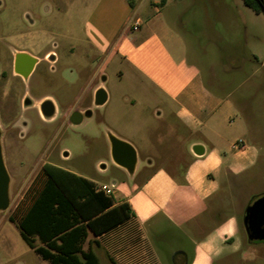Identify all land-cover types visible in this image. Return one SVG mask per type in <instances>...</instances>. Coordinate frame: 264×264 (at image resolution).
Returning a JSON list of instances; mask_svg holds the SVG:
<instances>
[{
    "label": "crops",
    "instance_id": "1",
    "mask_svg": "<svg viewBox=\"0 0 264 264\" xmlns=\"http://www.w3.org/2000/svg\"><path fill=\"white\" fill-rule=\"evenodd\" d=\"M128 4L131 11L125 20H137L139 27L122 31L114 50L137 74L135 84L153 100L151 117L165 135L150 147L131 140L120 126L136 109V98L106 93L105 102L96 105L94 94L104 89L101 83L89 104L78 108L82 118L90 117L113 102L105 114L110 135L129 143L136 155L132 172L112 161L114 178L109 182L63 169L86 180L79 183L83 186L79 201L91 191L102 192L112 206L125 203L129 208V217L106 231H88L83 249L90 248L101 260H108V255L116 264H163L161 243L173 231L193 246V252L190 259L179 247L169 251L172 264L177 257L183 264H211L239 248L238 227L234 216L209 224L206 215L224 192L223 184L235 183L254 170L264 141L253 99L247 96L243 101L247 113L237 114L242 104L233 97L243 90L257 95L263 88L264 11L255 13L238 3L254 18L249 34L243 16L233 17L228 3L161 0L157 9L146 0ZM33 57L51 64L56 60L52 51ZM111 185V194L102 190Z\"/></svg>",
    "mask_w": 264,
    "mask_h": 264
},
{
    "label": "rangeland",
    "instance_id": "2",
    "mask_svg": "<svg viewBox=\"0 0 264 264\" xmlns=\"http://www.w3.org/2000/svg\"><path fill=\"white\" fill-rule=\"evenodd\" d=\"M130 1L140 0H0V145L10 179L9 205L0 211V264H49L27 247L16 225L8 220L44 163L98 183L114 178L108 144L112 133L108 130L110 120L105 116L113 102L90 117L83 116L78 124L67 119L68 111L89 104L99 83L107 94L136 98V109L120 126L131 140L150 147L165 135L159 133L158 123L151 117L153 100L135 84L137 74L114 50L119 34L129 33L132 19L125 18L131 11ZM165 3H228L233 17L243 16L249 34L255 28L254 18L238 4L243 3L241 0H165ZM251 44L248 37V47ZM48 51L56 56L53 64L37 61L27 78L12 75L11 57L15 52L41 58ZM262 87L257 95L243 90L244 94L237 91L233 97L242 104L237 114L247 113L249 108L243 102L247 96L253 99V111L259 115V124L264 129V80ZM47 97L59 107L52 122L40 111ZM259 151L254 170L235 183L223 184L224 192L213 200L214 209L206 215L209 224L234 216L238 227L239 248L211 264H264V241H249L242 222L245 209L264 195V141ZM176 236L168 231L161 243L163 264H172L169 251L178 247L191 259L193 246ZM99 260L100 264H111L100 257ZM174 263L183 261L177 257Z\"/></svg>",
    "mask_w": 264,
    "mask_h": 264
},
{
    "label": "trees",
    "instance_id": "3",
    "mask_svg": "<svg viewBox=\"0 0 264 264\" xmlns=\"http://www.w3.org/2000/svg\"><path fill=\"white\" fill-rule=\"evenodd\" d=\"M242 1L255 13L264 11V0ZM80 182L87 183L44 164L8 217L27 247L49 264H100L90 248L83 249L88 231L104 232L129 217L127 204L112 206L102 192L91 191L87 199L79 201ZM91 242L99 247L98 241Z\"/></svg>",
    "mask_w": 264,
    "mask_h": 264
},
{
    "label": "water",
    "instance_id": "4",
    "mask_svg": "<svg viewBox=\"0 0 264 264\" xmlns=\"http://www.w3.org/2000/svg\"><path fill=\"white\" fill-rule=\"evenodd\" d=\"M35 63L36 59L29 54L24 52L16 53L14 57V71L23 78H27L31 74ZM105 100L106 92L104 89H97L94 94V103L101 105ZM49 104L50 102L46 100L41 106V112L45 116L52 115L49 109L44 108L45 105ZM85 115L89 116L90 111H86ZM81 118L82 115L80 113L74 112L70 116V121L73 124H78ZM108 141L112 161L128 172H132L136 162L134 148L129 143L119 140L113 135L108 136ZM9 180V175L3 163L0 145V211L7 209L9 205ZM242 222L246 238L249 241H264V195L256 199L245 209Z\"/></svg>",
    "mask_w": 264,
    "mask_h": 264
},
{
    "label": "flooded vegetation",
    "instance_id": "5",
    "mask_svg": "<svg viewBox=\"0 0 264 264\" xmlns=\"http://www.w3.org/2000/svg\"><path fill=\"white\" fill-rule=\"evenodd\" d=\"M16 53H19V52H15L14 53V55L11 57V69H12V75H15V76H17V77H22L21 75H19V74H17L15 71H14V57H15V54ZM30 55V54H29ZM32 56V55H31ZM37 64V62L35 63V65ZM35 65H34V67H35ZM33 67V68H34ZM33 71V70H32ZM46 100H48L49 102H50V104L49 105H45L44 106V108H47V109H49L51 112H52V115L51 116H49V119L51 120V122L54 120V118H53V116H54V114H55V112H57L58 111V104L54 101V100H52V98H49V97H47L46 98ZM41 104H43V103H41ZM42 106V105H41ZM40 111H41V107H40ZM74 112H78V110H73V111H71L70 113L68 112V117H67V119H68V121H70V116H71V114L72 113H74ZM41 113V112H40ZM36 114H38V111H36Z\"/></svg>",
    "mask_w": 264,
    "mask_h": 264
},
{
    "label": "built area",
    "instance_id": "6",
    "mask_svg": "<svg viewBox=\"0 0 264 264\" xmlns=\"http://www.w3.org/2000/svg\"><path fill=\"white\" fill-rule=\"evenodd\" d=\"M152 2H153V5L156 9L159 8V5L161 4V0H152ZM138 27H139V22L137 20L129 23V28L131 30H136V29H138ZM112 186L113 185H111V187L102 186V190L107 194H111L112 193Z\"/></svg>",
    "mask_w": 264,
    "mask_h": 264
}]
</instances>
